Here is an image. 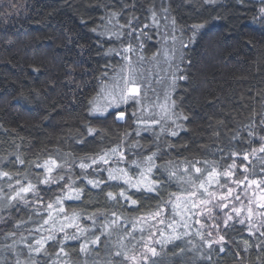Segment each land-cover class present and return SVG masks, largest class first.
Listing matches in <instances>:
<instances>
[{
    "label": "snow or ice",
    "instance_id": "6c2138e0",
    "mask_svg": "<svg viewBox=\"0 0 264 264\" xmlns=\"http://www.w3.org/2000/svg\"><path fill=\"white\" fill-rule=\"evenodd\" d=\"M173 11L171 0H110L90 28L108 59L88 115L131 120V131L113 142L89 122L74 138L83 155L0 157L3 264H212L233 243L240 260L252 248L264 257V107L234 129L219 121L227 144L215 128L212 145L189 147V116L174 94L188 79L184 50L208 22L191 24L177 48V28L187 33ZM259 17L264 25V5Z\"/></svg>",
    "mask_w": 264,
    "mask_h": 264
},
{
    "label": "trees",
    "instance_id": "16d2710c",
    "mask_svg": "<svg viewBox=\"0 0 264 264\" xmlns=\"http://www.w3.org/2000/svg\"><path fill=\"white\" fill-rule=\"evenodd\" d=\"M105 3L110 0H0V157L19 152L28 161L49 155L60 159L70 149L83 155L74 138L89 122L113 142L117 133L134 128L131 120L125 124L112 116L88 115L89 101L97 96L95 77L108 59L90 30L101 23ZM171 3L173 15L187 33L177 28V48L180 38L187 42L191 24L208 22L197 42L184 50L191 60L181 65L188 79L179 82L174 98L190 123L181 136L199 152L202 146L212 145L213 129L220 128V139L227 144L219 121L234 129L248 123L253 110L259 120L264 107V25L259 17L264 0ZM153 51L149 42L145 52L151 56ZM132 110L129 106V114ZM94 147L87 146L88 150ZM91 199L103 207V196ZM228 247L226 253L213 255L212 264H264L255 248L242 253L240 260L234 255L236 244ZM77 255L73 252L74 260ZM4 256L0 252V264ZM183 264L194 262L186 258Z\"/></svg>",
    "mask_w": 264,
    "mask_h": 264
}]
</instances>
